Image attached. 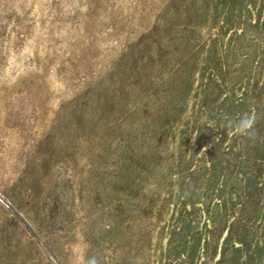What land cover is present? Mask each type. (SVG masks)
Returning <instances> with one entry per match:
<instances>
[{"label":"rangeland","instance_id":"374dc122","mask_svg":"<svg viewBox=\"0 0 264 264\" xmlns=\"http://www.w3.org/2000/svg\"><path fill=\"white\" fill-rule=\"evenodd\" d=\"M191 2L0 0V264H156L201 154Z\"/></svg>","mask_w":264,"mask_h":264},{"label":"trees","instance_id":"16d2710c","mask_svg":"<svg viewBox=\"0 0 264 264\" xmlns=\"http://www.w3.org/2000/svg\"><path fill=\"white\" fill-rule=\"evenodd\" d=\"M197 1L191 16L215 31L186 62L201 154L183 167L156 264H264V0ZM252 112L255 139L229 135L225 118Z\"/></svg>","mask_w":264,"mask_h":264},{"label":"clouds","instance_id":"9594fccd","mask_svg":"<svg viewBox=\"0 0 264 264\" xmlns=\"http://www.w3.org/2000/svg\"><path fill=\"white\" fill-rule=\"evenodd\" d=\"M258 118L259 117L255 112H252L250 114L245 113L235 119L226 117L225 127L228 129L229 135H239L248 139H255V125ZM173 179H176V177H173ZM74 264H99V262L96 257H91L87 261H85L83 258L82 250H80V254L76 257Z\"/></svg>","mask_w":264,"mask_h":264}]
</instances>
